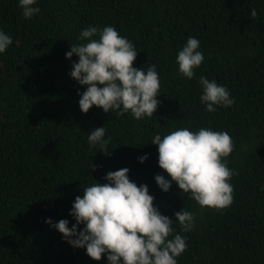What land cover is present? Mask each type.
Instances as JSON below:
<instances>
[{
	"label": "trees",
	"instance_id": "16d2710c",
	"mask_svg": "<svg viewBox=\"0 0 264 264\" xmlns=\"http://www.w3.org/2000/svg\"><path fill=\"white\" fill-rule=\"evenodd\" d=\"M25 18L18 0H0V28L13 43L0 53V264H108L74 247L46 218L69 220L83 186L105 182L109 170L129 168L146 183L161 213L176 219L183 207L195 225L181 233L188 247L178 264H264V0H38ZM257 15L251 17V9ZM114 25L133 41L134 66L155 63L161 78L151 117L116 115L79 107L80 85L65 53L81 29ZM198 37L205 60L188 79L175 59L189 36ZM200 75L215 78L235 97L210 112L200 102ZM105 126L109 154L90 147V130ZM177 127L226 130L235 147L226 159L233 202L201 207L175 181L168 191L154 177L158 164L151 137ZM147 153L141 162L138 157ZM97 180V181H96ZM83 227V225H79ZM180 231L178 222H173Z\"/></svg>",
	"mask_w": 264,
	"mask_h": 264
},
{
	"label": "clouds",
	"instance_id": "9594fccd",
	"mask_svg": "<svg viewBox=\"0 0 264 264\" xmlns=\"http://www.w3.org/2000/svg\"><path fill=\"white\" fill-rule=\"evenodd\" d=\"M25 18L40 12L38 0H18ZM251 17L257 15L252 8ZM80 43L70 44L65 53L71 59L70 76L80 85L79 107L87 112L93 105L104 112L121 115L129 113L136 119L151 117L160 100L161 78L155 63L145 70L134 66L137 49L132 40L121 35L112 24L103 27L89 25L79 32ZM13 43V37L0 28V53ZM178 70L184 77H194V69L205 60L198 37L189 36L175 57ZM202 88L199 97L205 109L216 111L218 106L228 107L234 103L230 89L215 78L200 75ZM105 126L90 130L87 141L90 147L99 146L109 154L110 136ZM158 145V164L168 176L157 173L156 183L168 191L173 181L180 190L189 193L201 207L223 209L233 202L234 186L231 177L236 170L229 167L226 157L235 147L234 140L226 130L211 127H177L167 134L156 132L151 141ZM147 153L138 157L143 162ZM128 167L109 170L105 182H93L83 186V194L76 195L70 215L75 223L61 218L50 226L63 234L62 238L74 247H84L95 260L106 255L108 264H178L177 257L188 247L187 236L195 225V213L182 208L174 213L173 220L161 213L146 183L137 184L130 179ZM178 222L176 231L173 222ZM83 225V227H79Z\"/></svg>",
	"mask_w": 264,
	"mask_h": 264
}]
</instances>
